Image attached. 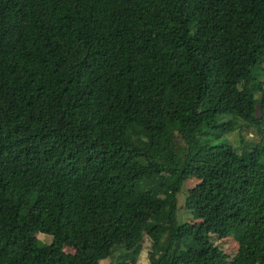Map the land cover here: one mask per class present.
I'll return each instance as SVG.
<instances>
[{"label": "trees", "instance_id": "trees-1", "mask_svg": "<svg viewBox=\"0 0 264 264\" xmlns=\"http://www.w3.org/2000/svg\"><path fill=\"white\" fill-rule=\"evenodd\" d=\"M262 67L264 0H0V264H264Z\"/></svg>", "mask_w": 264, "mask_h": 264}, {"label": "rangeland", "instance_id": "rangeland-1", "mask_svg": "<svg viewBox=\"0 0 264 264\" xmlns=\"http://www.w3.org/2000/svg\"><path fill=\"white\" fill-rule=\"evenodd\" d=\"M258 76H260L262 78L264 77V67H262L260 70H258ZM242 136L246 137V139L248 138V140L250 139L251 141L256 138V135L253 131H251V132L248 131L247 133L246 132L242 133ZM240 140H241V138L238 137V142H240ZM197 183H198V181H196V180H191L190 182H187L183 188V192L178 194V196H177L178 218H179V221L181 223H191V222L196 223V222H198V217L194 214V212H188L184 208L185 202H186V194L185 193H186L187 188H192ZM37 237H38L39 241L41 242V244H43V245L52 243V241H53V238L51 236L48 237V235L46 236L43 233L38 234ZM214 242L216 245H218L219 247L224 249L228 254H230V260L233 259L238 252V248H239L238 243L233 238H228V239H224V240L214 238ZM151 249H152L151 240L146 238L141 249L139 250L137 257H136L137 264H150L148 255H149V252L151 251ZM66 251L69 253L75 252V250H73L71 248H67ZM112 263H114V260L107 259L105 261H102L101 264H112Z\"/></svg>", "mask_w": 264, "mask_h": 264}]
</instances>
